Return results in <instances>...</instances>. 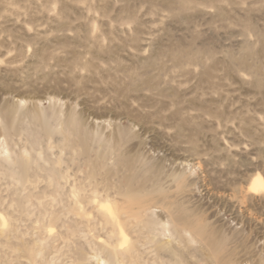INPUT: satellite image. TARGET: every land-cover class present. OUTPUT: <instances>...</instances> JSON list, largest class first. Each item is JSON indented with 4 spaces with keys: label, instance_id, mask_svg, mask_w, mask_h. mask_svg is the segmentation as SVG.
I'll return each instance as SVG.
<instances>
[{
    "label": "rangeland",
    "instance_id": "rangeland-1",
    "mask_svg": "<svg viewBox=\"0 0 264 264\" xmlns=\"http://www.w3.org/2000/svg\"><path fill=\"white\" fill-rule=\"evenodd\" d=\"M264 0H0V264H264Z\"/></svg>",
    "mask_w": 264,
    "mask_h": 264
},
{
    "label": "bare ground",
    "instance_id": "bare-ground-1",
    "mask_svg": "<svg viewBox=\"0 0 264 264\" xmlns=\"http://www.w3.org/2000/svg\"><path fill=\"white\" fill-rule=\"evenodd\" d=\"M263 187H264V183L262 179L260 177H256L251 183L250 190L259 191L263 189Z\"/></svg>",
    "mask_w": 264,
    "mask_h": 264
}]
</instances>
